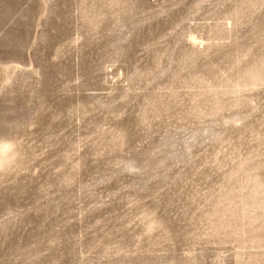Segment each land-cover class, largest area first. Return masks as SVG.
Instances as JSON below:
<instances>
[{
  "label": "rangeland",
  "instance_id": "rangeland-1",
  "mask_svg": "<svg viewBox=\"0 0 264 264\" xmlns=\"http://www.w3.org/2000/svg\"><path fill=\"white\" fill-rule=\"evenodd\" d=\"M0 264H264V0H0Z\"/></svg>",
  "mask_w": 264,
  "mask_h": 264
}]
</instances>
